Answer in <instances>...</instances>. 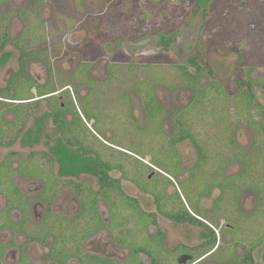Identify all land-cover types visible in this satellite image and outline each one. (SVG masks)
Listing matches in <instances>:
<instances>
[{"label": "flooded vegetation", "instance_id": "obj_1", "mask_svg": "<svg viewBox=\"0 0 264 264\" xmlns=\"http://www.w3.org/2000/svg\"><path fill=\"white\" fill-rule=\"evenodd\" d=\"M38 1L23 0L21 5L12 3V0L9 3L5 1L6 6L3 10H1L3 4H0V14L5 21L9 17L25 21L24 14L35 9ZM41 7H38L40 10L37 8L38 15L41 20H45ZM105 13L108 14L106 10L96 11L95 21L88 23L85 28L82 25L70 24L65 18L57 17L55 23L53 22L52 27L60 28L57 30L59 37V33L66 30H70L71 36L77 37L73 42L75 58L73 56L68 58L72 62L69 68L61 66L62 70H66L65 76L70 81L64 82L60 89L55 88L51 82L52 70L48 59L42 58L41 62L37 60L38 52L26 49L31 42L36 43L35 40H29L28 35H31L29 26L23 24V32H20L13 41L10 40L8 30L2 29L0 32V43L5 40L0 53L10 41L19 50L18 70L8 76L4 87H0V147L3 144L13 145L16 142L19 133L29 122H26V119L40 111L38 105L40 100L45 103L43 115L51 118L59 132L57 145L50 148L49 152L31 150L22 153L11 148L0 159V264H264V237L258 240V218L252 217V213L256 212L257 202L250 208H244L242 201L238 204V198L243 192L234 202H222L223 205L237 207V210L228 211L234 213V219L226 220L210 217L215 202H211L210 209L200 207L201 199L210 197L203 195L197 204L205 214L198 216L192 211L193 194L186 197L185 189L189 191L194 188L192 169L199 155L191 138L186 137L173 142L177 166L174 170L179 172L177 175H171L153 161L158 155L170 158L169 153L164 155L155 147H150L149 150L143 149L142 143L140 154L126 152L124 149L115 148L112 143L95 132V123L91 119L93 114L81 108L78 105L79 100L90 94H96L98 98L123 95L131 103L133 101L131 96L136 92L134 88L131 93L130 90L125 93L120 87L119 94L118 92L111 94L112 92L109 93L95 86L98 80L103 79L105 84H112V81L119 77L118 70L126 68L125 66H129L130 63V57L123 53L121 57L113 55L103 66L105 78L92 77L94 74L91 71L92 64L99 58L101 41L96 36L95 28L98 27L99 19ZM112 15L113 13L108 16ZM105 28L106 26L101 27V30ZM95 46L97 49L92 57H83L86 50H92ZM21 49L27 53L23 71L20 62ZM32 62L42 65V76L27 74L26 71ZM206 62L209 63L208 60ZM211 72V75L217 79L214 71ZM141 74L135 75L134 79L137 86L143 87L144 98L138 107L144 117L148 118L145 112L147 101L145 87L152 89L154 101L159 106L162 102L155 85L156 77L148 81L146 73L143 78ZM9 79L13 82L10 88ZM151 79H155L156 82L149 83ZM58 80L63 81L61 77ZM121 83L120 80L119 85ZM19 94L20 96L17 97ZM190 94L180 111L182 109L187 111L190 108L193 100L192 90ZM254 98L259 102L255 95ZM160 108L162 109L161 106ZM159 117L160 115L154 120L155 125H159V132L165 135ZM97 120L103 125L99 117ZM43 125V120H36V125L29 128L23 136V143L30 145L35 142L42 133ZM172 125L176 126L174 121ZM9 131H12L14 136H7ZM161 138V136L156 138V141L163 143L164 139L161 141ZM164 138L168 139L169 146L173 138L171 136ZM186 139L193 144L197 159L189 168V178L178 180L177 189L167 197L168 200L165 195L166 189L174 182L172 180L179 178L182 171L181 164L177 161L178 151L175 146ZM255 140L257 141V138L254 136L253 145ZM4 141L7 142L3 143ZM226 144L227 142H223L222 150L232 148L227 147ZM236 146L245 153L253 148L252 146L249 150H243ZM203 148L206 153L205 144ZM52 155L60 164L59 175L51 169L54 159ZM120 160H125L130 167L138 166L139 170L146 171V168L150 170L143 182L132 180L134 190L132 194L121 185L122 178H119V173L123 178L130 176ZM99 163L100 166L105 167L101 171L103 174L98 171ZM175 165L170 164L172 167ZM229 166L238 168L230 171ZM229 166L222 170L224 176H230L241 169L237 161H232ZM203 170L206 176V164ZM189 180L192 181L191 184L179 185V182ZM204 181H206L205 177ZM214 188L218 189L217 187L212 189ZM162 191L164 195H161ZM142 195L152 198L151 208L143 207L140 199ZM176 200L178 204L175 203ZM172 206L180 208L187 217L189 213L201 224H195L190 219H175L173 215L167 214L170 213ZM250 222H253V225ZM206 225L214 231L212 234L214 243H211L212 236ZM194 227L201 230L198 242L190 237L189 228ZM180 229H186L188 233L182 234L179 232ZM258 247H263L259 262L254 256Z\"/></svg>", "mask_w": 264, "mask_h": 264}, {"label": "rangeland", "instance_id": "obj_2", "mask_svg": "<svg viewBox=\"0 0 264 264\" xmlns=\"http://www.w3.org/2000/svg\"><path fill=\"white\" fill-rule=\"evenodd\" d=\"M5 1L7 3L10 2V0H1L0 4H3L1 10L6 6L4 5ZM22 1L12 0V3L15 2L17 5H21L23 4ZM39 1L35 9L24 14L26 22L11 17L5 21L4 17L0 14V32L2 29L8 30L10 32V40L13 41L20 32H23V24L26 27L29 26L31 29V35H28L29 40H35L36 43L30 41L31 45L27 46L26 49L38 52L37 60L41 62L43 61L42 58L48 59L52 70L50 75L51 82L57 89L63 87L64 82L70 81L65 76L66 70H62L61 66L66 69L69 68L72 62L68 58H71V56L75 58L73 42H75L74 40L77 37L71 36L70 30L59 33V37L57 30H60V28L52 27L53 22L57 17L60 19L65 18L70 21V24L82 25L85 28L88 23L90 24L94 20L96 11L106 10L108 14L105 13L103 16L113 13L111 17L108 16V22L104 29L105 32L100 37V54L99 58L92 64L93 69L91 71L95 74H92V77L105 78L103 72L105 63L110 61L113 55L114 57H121L122 53L125 54L130 57L131 62L129 66H125L126 68L118 70L119 77L115 78L110 85L104 83L105 79L98 80L95 86L109 91V93L112 92L111 94H117V92L119 94L120 87L125 93L129 90L131 93L135 88L136 92L131 96L133 101L130 103V101H127V97L122 94V96H116L117 98L109 97L110 99L108 97L98 98L96 94H90L79 100L78 105L84 108L85 111H90L93 114L91 119L95 123V132L99 136L112 143L115 148L124 149L126 152L140 154L141 143L143 149L149 150L150 147H155L159 151L161 150L160 152L164 155L170 151L167 145V138L161 136V141L164 139L163 143L156 141V138L160 137L157 136L159 125H155V121L151 122L147 117H144L145 115L141 113L138 107V104L144 97L142 95L143 87L136 85V81L134 80L135 75L142 73L141 77L143 78L145 77L144 73H146L148 81L153 77L157 79V82L151 79L149 83L156 82V89L159 90L158 97L162 102L160 103L162 114H160L159 119H161L165 137L171 136L176 132V126L172 125L173 118L180 111V108L185 105L191 96L192 90L186 85L173 86V82H178L179 80L180 71L177 67H172L170 64L185 65L188 71L193 73L194 68L186 65V61L197 51H201L204 61L208 60V66L222 83L225 94L228 97H232V99L238 96L237 84L234 77L244 79L248 75L252 80L264 77V0H201L200 8H203L210 2V13H213L209 17L212 20V24L207 29L205 27L208 24L209 18L206 22L201 14V10L196 14L190 15L189 11H184V8L191 7L195 0H120L117 2L116 0ZM163 4L168 5L169 10L178 20L180 14H186L187 16L186 23L178 31L176 41L171 48L172 50L165 53L160 50V46L158 45V32L167 29L172 30L173 27L167 23L163 25L165 16ZM39 6H42L41 13L45 20H41L38 15ZM159 20H162V25L157 24ZM203 27L204 29H202ZM117 37L124 38L120 42L121 45L115 43L114 38ZM42 39L44 40L42 41ZM12 41L0 53V87H4L8 76L18 70L19 50L14 44H11ZM113 42L115 46H113ZM201 42H204V46H201ZM222 45L227 47L235 46V49L219 51L218 49ZM118 47L120 50L117 49ZM96 49L97 46L92 50H86L83 53V57H92ZM241 59H243L242 62ZM148 60L152 61L149 63L147 62ZM26 72L27 74L31 73L36 76H42L43 67L39 63L32 62ZM59 77L63 81L60 82L58 80ZM40 78L42 79V77ZM206 79L208 77L204 75L201 81L205 83ZM120 80L122 82L121 85H119ZM253 94L264 105V86L255 85L253 87ZM44 104V101H39L40 111L31 115L28 120L26 119V122H29L26 123V126L19 133L13 145L8 146V144H3L0 147V159L11 148L22 153L31 152V150L49 152L50 148L57 145L59 132L54 127L51 118L43 115V111L45 110ZM223 105L224 103L219 104L218 108H222ZM98 117L101 119L103 125L98 122ZM38 119L44 121L42 133L30 145L23 143V136L29 131V128L34 127V124L36 125V120ZM253 119L252 122L247 119L241 120L238 118L233 120L235 144L243 150H249L253 146L254 136L257 140L258 138L264 139V133L260 128L256 127L254 130V126L258 124L257 122H262L264 125V120L256 114ZM191 123L197 128L195 133L198 134H195V137L206 145L208 152L213 154V158L215 156L218 159L214 149L218 150L216 154L220 152L223 148V142H227V132L224 134V131L220 133V123L215 122L217 123L215 124L209 118L207 119V123L205 121L202 123L198 122V119L191 121ZM7 136L12 137L14 133L9 131ZM5 142L7 141L3 143ZM175 148L178 151L177 161L181 164L182 171L179 178L172 180L174 182L167 187L166 198L177 189L176 183L178 180H187L189 178V168L197 159L196 150L190 140L186 139L180 142ZM52 156V158L55 157L54 155ZM120 161L124 163V170L126 173L129 172L130 176L123 178L121 173H119V178H122L121 185L132 194L134 191L132 180H136L139 183L143 182L146 180L150 170L147 168L146 171L145 169L139 170L138 166L130 167L125 160ZM51 167L55 174L59 175L58 168L60 164L57 159H52ZM237 168V166H229L228 169L235 171ZM218 194L219 189H212L209 198L201 199L200 207L210 209L211 202ZM252 194L248 192L241 193L238 198V204L242 201L244 202L242 205L244 208H250L253 206V203H258L257 195ZM140 199L144 208L148 209L152 207L150 205L152 202L151 197L142 195ZM175 203L178 204L177 200ZM228 211L230 212V208H228ZM255 213H252L253 216ZM213 217L220 218L222 214L220 215V211H217ZM189 229V232H191L190 237L195 242H198L201 230L196 227ZM179 232H182V234L188 233L186 229H180ZM262 248L258 247L254 253L256 261L260 258Z\"/></svg>", "mask_w": 264, "mask_h": 264}, {"label": "trees", "instance_id": "obj_3", "mask_svg": "<svg viewBox=\"0 0 264 264\" xmlns=\"http://www.w3.org/2000/svg\"><path fill=\"white\" fill-rule=\"evenodd\" d=\"M201 0H195L191 7L184 8V11L190 14L197 13L200 8ZM164 10V22L163 25L166 23L173 27L172 30H161L158 32V45L160 46V50L162 52H167L172 50L178 31L181 26L187 21L186 14L179 15V20L177 17L169 10L168 5L166 6L163 4ZM202 14L206 22L208 18L213 15L210 13V2L207 3L202 9ZM99 25L95 28L97 30L98 38H100L105 30H101V27L106 26L108 22V16H101L99 19ZM158 25H162V20L157 22ZM209 24V25H208ZM206 24L205 29L210 27L212 24V20L208 21ZM204 29V27L202 28ZM123 37L114 38L115 43L118 45ZM5 40L3 39L0 43V50L4 46ZM201 46H204V42H201ZM235 49V46L227 47L222 45L218 50L219 51H230ZM202 52L198 51L191 57H189L186 61V65L192 66L194 68V72H189L187 66L185 65H178V64H170L172 67H177L180 71V76L178 82H173V86L181 85V86H189L193 91V100L190 103V108L186 111L182 109L180 113L176 114L173 118L175 125H176V132L171 135L172 140L169 142L170 151V158H166L163 155H158L156 160H153L156 164H158L161 168L169 171L171 175H177L179 172L178 170H174L177 168L175 165V156L176 150L173 148V142L176 140H180L186 137H189L194 142L196 150L198 152V160L192 169V178L194 183L193 190L187 191L185 189L186 197H189L190 194H193L194 203L191 207L192 211L195 215H204L205 211L200 209L198 206V202L201 196L206 195V197L211 196V189L213 187H217L219 189V194L217 197L214 198L213 202L215 205L211 208L210 217L215 215V212L220 211V215L226 220L234 219V213H229L228 208L230 205L221 204L222 202L230 203L237 200V197L241 192H248L254 193L258 197V203L256 206V213L252 217L258 218V240L264 237V140L258 138V140L254 142L253 148L250 152L245 153L244 151L237 148L235 145V127L233 124L234 119H247L252 122L254 119V115L256 114L262 120H264V106L261 105L259 102L256 101L254 98L252 89L254 85H263L264 86V77L261 78L259 81H254L249 78L248 75L243 79L241 77H234L235 82L237 84V94L234 99L232 97H228L223 89L222 83L214 78L211 74V70L208 66V63L204 61ZM21 70L23 71L25 68V62L27 58V53L25 50L21 49ZM243 57V56H242ZM131 62V60H129ZM146 61V60H145ZM152 60H148L147 62H151ZM243 59H241V62ZM163 62V60H162ZM131 65V64H130ZM149 68V67H148ZM151 68V67H150ZM249 71V70H248ZM211 78L207 79L206 82H202V77ZM155 81V79H153ZM153 81V82H154ZM8 87L13 86V82L9 79ZM166 83V82H165ZM147 89V101L145 104V112L148 116L149 120H156L162 113V109L160 106L154 101L153 92L151 88L145 87ZM17 95V97H19ZM222 108H218L219 104H223ZM184 111V112H183ZM211 119L214 123H220V130L223 134L227 132V147L224 150H220L217 152L215 150V155L218 156V159L211 153L208 152L206 148V153L203 148V144L201 141L197 140L195 137V130L197 129L191 123V121H195L198 119V122L205 121L207 123V119ZM257 122V121H256ZM258 124L254 126V130L256 127L260 128L261 131L264 133V127L262 122H257ZM217 124V123H215ZM213 126V125H212ZM157 136H165L164 134L158 132ZM118 152V151H117ZM232 161L239 162L241 169L237 173H233L232 175L224 176L222 173L224 168H228L229 164ZM174 164L175 166H170V164ZM206 164V176L203 170ZM105 167L98 165V171L101 173ZM259 171V172H257ZM103 174V173H101ZM102 176V175H101ZM106 177V176H104ZM204 177L206 181H204ZM186 183L191 184L192 181L187 182H179V185L185 186ZM164 195V191L162 194ZM231 210H237V207L230 206ZM170 215L177 220H184L190 219L195 224H201V222L193 218L189 213V217H187L184 212L180 208L171 207ZM206 216L208 217V212L206 210ZM254 219V218H253ZM253 225V222H250ZM206 227H208L206 225ZM209 228V227H208ZM210 230L212 239L211 243H214L213 233L214 231ZM264 257V254H263Z\"/></svg>", "mask_w": 264, "mask_h": 264}]
</instances>
